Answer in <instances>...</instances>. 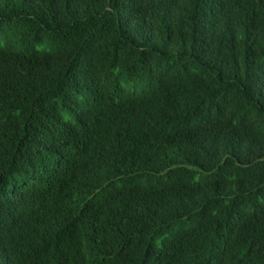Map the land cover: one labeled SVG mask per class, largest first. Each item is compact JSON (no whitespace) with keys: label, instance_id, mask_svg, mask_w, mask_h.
I'll return each instance as SVG.
<instances>
[{"label":"trees","instance_id":"1","mask_svg":"<svg viewBox=\"0 0 264 264\" xmlns=\"http://www.w3.org/2000/svg\"><path fill=\"white\" fill-rule=\"evenodd\" d=\"M0 264H264V0H0Z\"/></svg>","mask_w":264,"mask_h":264}]
</instances>
